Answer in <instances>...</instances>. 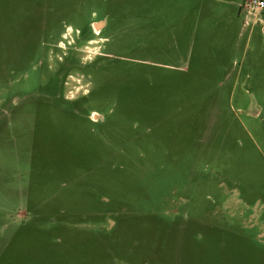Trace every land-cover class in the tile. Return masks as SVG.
Instances as JSON below:
<instances>
[{
    "label": "rangeland",
    "instance_id": "374dc122",
    "mask_svg": "<svg viewBox=\"0 0 264 264\" xmlns=\"http://www.w3.org/2000/svg\"><path fill=\"white\" fill-rule=\"evenodd\" d=\"M245 1L0 0V264H264Z\"/></svg>",
    "mask_w": 264,
    "mask_h": 264
},
{
    "label": "built area",
    "instance_id": "2783aa9c",
    "mask_svg": "<svg viewBox=\"0 0 264 264\" xmlns=\"http://www.w3.org/2000/svg\"><path fill=\"white\" fill-rule=\"evenodd\" d=\"M241 12L246 13L245 24H248L250 17L255 15H263L264 13V0H247L240 6Z\"/></svg>",
    "mask_w": 264,
    "mask_h": 264
},
{
    "label": "water",
    "instance_id": "95a60500",
    "mask_svg": "<svg viewBox=\"0 0 264 264\" xmlns=\"http://www.w3.org/2000/svg\"><path fill=\"white\" fill-rule=\"evenodd\" d=\"M102 25V22H98V23H96L95 25H94V27L95 28H98V27H100ZM98 26V27H97ZM258 115V112H256L255 114H254V116H257Z\"/></svg>",
    "mask_w": 264,
    "mask_h": 264
},
{
    "label": "bare ground",
    "instance_id": "6f19581e",
    "mask_svg": "<svg viewBox=\"0 0 264 264\" xmlns=\"http://www.w3.org/2000/svg\"><path fill=\"white\" fill-rule=\"evenodd\" d=\"M98 27V26H97Z\"/></svg>",
    "mask_w": 264,
    "mask_h": 264
}]
</instances>
